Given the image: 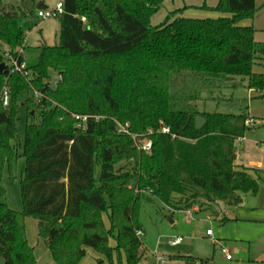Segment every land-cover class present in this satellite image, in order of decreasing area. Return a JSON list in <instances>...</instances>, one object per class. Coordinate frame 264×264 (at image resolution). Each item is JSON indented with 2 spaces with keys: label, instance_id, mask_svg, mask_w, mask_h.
I'll return each instance as SVG.
<instances>
[{
  "label": "trees",
  "instance_id": "16d2710c",
  "mask_svg": "<svg viewBox=\"0 0 264 264\" xmlns=\"http://www.w3.org/2000/svg\"><path fill=\"white\" fill-rule=\"evenodd\" d=\"M162 1L144 0L146 9L137 14L122 0H65L59 44L38 47L27 60L20 21L37 15L39 0H20L19 7L0 0V47L24 65L13 72L0 53V65L5 64L0 196H6L4 170L14 179L21 150L26 161L22 210L0 204L4 264H37L27 218L37 221L38 236L56 264H82L87 248L111 263L115 256L120 264L124 254L127 264H141L147 250L139 237L145 233L139 215L146 194L188 210L199 199L236 207L241 194L258 193V181L235 166L236 142L249 130L248 114L201 112L196 105L202 90L234 78L242 82L233 88L247 82L249 90L264 94V74L254 72L264 63V44L255 41L253 27L241 25L254 19L256 0L200 7L229 17L188 19L177 17V11L152 26ZM51 71L61 76L55 89L48 82ZM182 75L191 78V91H175ZM33 92L41 95L37 103L30 98ZM22 105L27 107L23 143L17 129ZM77 116L87 118L84 127ZM198 117L206 120L201 130ZM134 135L149 136L150 153L137 148ZM131 161L134 172L116 170ZM177 258L185 264L209 262Z\"/></svg>",
  "mask_w": 264,
  "mask_h": 264
},
{
  "label": "rangeland",
  "instance_id": "374dc122",
  "mask_svg": "<svg viewBox=\"0 0 264 264\" xmlns=\"http://www.w3.org/2000/svg\"><path fill=\"white\" fill-rule=\"evenodd\" d=\"M44 1L48 9H54L58 2V0ZM143 1L144 0H122V3L131 12L142 14L146 9ZM168 1L173 0L160 2L159 12L150 19V23L152 26L162 25L166 21L167 17L171 13H173L171 12L167 14V16L165 15L167 13L166 2ZM4 2L15 5L16 7H19L21 5L20 0H4ZM36 11H38L37 7ZM20 25L26 33L25 59L27 60L31 59L33 52H35L38 47H54L59 44L61 26L58 17L42 20L39 19L36 15L30 18L21 19ZM7 51L8 50L6 48L0 47V53H2L9 60L10 55L7 53ZM254 72L258 74H264V63L262 67L255 68ZM59 78L61 79V76L57 72L51 71L50 79L48 80V82L50 85L56 88L60 81ZM29 79L30 75L28 77V80ZM190 79L191 78L187 75L178 76L176 78L175 91L180 92L184 88H188L190 89L189 91H191L192 83H190ZM57 80L58 83H56ZM241 82V78H234L231 81L222 83L220 88H214L212 89V91L207 89L202 90L201 99L196 102L197 108L201 112L208 113L232 115L247 113L248 116L249 114L257 115V111L259 110L261 102H259L258 99H255L254 96L252 97L251 94L249 95L246 89L242 86L233 88L234 85L240 84ZM30 98L33 102L36 103L40 99L39 95L36 92H33L30 95ZM22 102L24 104L25 99H22ZM249 103L250 108L247 109ZM20 111L21 112L19 121L17 123V129L21 142L23 143L27 123V107L25 105H22ZM150 134H152V132H150ZM134 140L137 148L143 152H145L143 148L147 144H152V140L147 135L142 137L134 135ZM20 154L21 158H19L15 162L12 172L14 179H11L8 168L4 170L2 177V186L6 190V196H0V204H5L15 211H21L23 208L20 181L24 175L26 161L22 157L23 150L20 151ZM116 170L121 172H134V163L132 161L123 162L116 166ZM134 185L135 181L131 182V186L134 187ZM177 200V202H179V200L185 202L186 199L177 197ZM192 204L194 206L188 210L186 208L180 209L178 204H175L174 207H169L159 202L151 195H145V198L141 203L139 215L140 222L143 225L145 233H139V237L142 238L147 252L141 264H156V261H152L150 255L153 253L155 254V252H157L158 257H163L166 259L170 256H176L179 254L205 256L210 251H213L211 242L206 238V231L208 228H211V230L213 229V231L217 232L218 227L216 226V223L207 221L204 214L194 215L192 210H194V208L196 207L198 211L212 214L217 204L209 203L204 199H199V201ZM186 212H192V217L187 215ZM104 219L107 226H109L106 216L104 217ZM26 227L28 235L32 241L33 238L37 236V221L33 218H27ZM176 237H183L184 242L177 247H171L168 244V241L171 238ZM112 244H114V241H111V246ZM87 249L89 250L90 254H95L96 256L97 254H99L90 248ZM217 253L219 252L217 251ZM90 256H87L86 262L93 261ZM102 258L108 264V259L105 256ZM122 260L126 262L124 254L121 257V261Z\"/></svg>",
  "mask_w": 264,
  "mask_h": 264
},
{
  "label": "crops",
  "instance_id": "0c3cea01",
  "mask_svg": "<svg viewBox=\"0 0 264 264\" xmlns=\"http://www.w3.org/2000/svg\"><path fill=\"white\" fill-rule=\"evenodd\" d=\"M219 2L220 0L168 1L166 2L167 13L165 15L167 16L171 12L179 11L180 13L177 17L188 19L229 17L227 14L200 9L204 4L209 8H215ZM40 3H43L45 8H48L44 0H39L38 4ZM256 6L257 13L254 19L246 20L241 25L253 27L255 30V41L259 44H264V0H256ZM241 86L246 89L249 95L251 94L252 97L254 96L255 99H258L261 105L259 106L257 115L249 114V130L243 138H240L236 142L237 159L235 166L237 170H247L258 181L259 191L256 195L241 194V203L236 207L229 206L223 202L218 203L212 214L198 211L195 207L192 210L194 215L204 214L207 221L216 223L218 227L217 232L212 229V236L207 235V231L211 230V228H208L206 231V238L211 242L213 251H210L205 256L179 254L166 259L158 257L157 252L155 254L149 253L152 261H156V264H185L183 260L177 257L189 256L209 260L208 264H264V98H260L264 94L249 90L247 82ZM249 108L250 103L248 104ZM192 212H186V214L192 217ZM28 240L34 248L37 264H56L45 243L38 236V230L37 236L31 241L28 235ZM112 246H115V244H112ZM222 247L230 252L233 256L232 260L226 259L225 255L221 252ZM86 252L87 254L82 264H107L102 258L104 256L90 254L88 249H86ZM88 255H91L90 257L93 261L86 262ZM121 263L127 264L124 260ZM108 264H116L115 256L112 263L108 260Z\"/></svg>",
  "mask_w": 264,
  "mask_h": 264
},
{
  "label": "built area",
  "instance_id": "2783aa9c",
  "mask_svg": "<svg viewBox=\"0 0 264 264\" xmlns=\"http://www.w3.org/2000/svg\"><path fill=\"white\" fill-rule=\"evenodd\" d=\"M64 2H65V0H58V2L56 4V6L54 7V9L45 8V9L39 10L37 12V17L39 19H42V20H47V19H50V18L59 17L65 11ZM9 60H10V63H9L10 66L13 67V70H12L13 72H21L24 69V65L20 66L19 63L16 60H14L11 56H10ZM25 76L28 77V74L26 73ZM56 83H58V80L56 81ZM38 95H39V97H41L40 94H38ZM2 99H3V102H4V106L5 107L8 106L9 95H8V91L7 90L4 92ZM76 119L79 121L78 126L79 127H84V124L87 121V118L77 116ZM125 132H127V131H125ZM163 133L169 134L170 130L168 128H164L163 129ZM151 148H152V144L149 143L143 148V150L146 153H150L151 152ZM207 235L208 236H212L213 235L212 230H208L207 231ZM183 241H184L183 238L178 237V238H174V239L169 240L168 244L171 247H176V246H179ZM214 243L217 244L216 241H214ZM221 252L225 255L227 260L230 261V260L233 259V256L230 254V252L226 248L222 247L221 248Z\"/></svg>",
  "mask_w": 264,
  "mask_h": 264
},
{
  "label": "water",
  "instance_id": "95a60500",
  "mask_svg": "<svg viewBox=\"0 0 264 264\" xmlns=\"http://www.w3.org/2000/svg\"><path fill=\"white\" fill-rule=\"evenodd\" d=\"M45 9V5L43 3H40L37 5V10H42ZM5 70V64H1L0 65V73H3ZM52 89H55L54 86H51ZM8 113V111H7ZM206 124V120L202 117H198L196 120V128L197 130H201ZM0 264H4V259L2 257H0Z\"/></svg>",
  "mask_w": 264,
  "mask_h": 264
}]
</instances>
